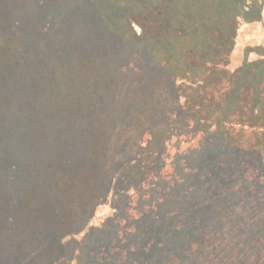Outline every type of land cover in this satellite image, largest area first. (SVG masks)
<instances>
[{
  "label": "trees",
  "instance_id": "1",
  "mask_svg": "<svg viewBox=\"0 0 264 264\" xmlns=\"http://www.w3.org/2000/svg\"><path fill=\"white\" fill-rule=\"evenodd\" d=\"M26 1L0 0V264H264V0H94L124 42L99 71L53 54L64 25ZM70 58L53 118L47 69Z\"/></svg>",
  "mask_w": 264,
  "mask_h": 264
},
{
  "label": "rangeland",
  "instance_id": "2",
  "mask_svg": "<svg viewBox=\"0 0 264 264\" xmlns=\"http://www.w3.org/2000/svg\"><path fill=\"white\" fill-rule=\"evenodd\" d=\"M151 1L155 2L156 0H151ZM24 6H26L31 11H37V12L40 11V7L32 0L26 1L24 3ZM48 8L52 10V12L50 13L51 14L50 19L56 21L55 24L62 23L66 29V34H64V36L62 37L63 42L68 40L64 46L61 45L63 42H61L60 44L57 41V43L54 45V49L52 52L53 54L69 55L71 53V55L73 56H79L81 54V56H84L86 59L85 65L90 63L89 70L96 69L97 71H99L98 70L99 66L109 62H114L120 56L124 55V50L117 49V46L121 48V45H124L123 40L119 38L117 39L116 37L113 36V34H111L113 27L109 25L105 19V17L108 14L107 11L108 10L110 11L112 9L111 6L106 4L104 5V3L103 4L95 3L94 0H51ZM114 22L111 23L114 24ZM79 24H84V26L81 29H79L78 27ZM67 25L69 26L68 28ZM259 26H260L259 23L248 24V25L244 23L242 25V29L244 32L246 33L250 32L251 34L256 36L257 34L259 35V28H260ZM151 29L153 33L156 32V28H154V25L151 26ZM43 37L46 40V37L45 36ZM69 37L72 42L74 40H77L79 42L78 49L71 51V44L69 42ZM148 44L150 47H153L155 44L157 53H160L158 55L160 57L163 55L162 52L164 50V46L162 45L163 43H161V40H159V42H155L149 39ZM155 56L157 57V55ZM160 57H157V61L159 62V64L162 65V61H161L162 58ZM71 62H72L71 58L67 59L65 62L62 61L60 63H57L55 60L52 66L48 67L47 69V78L52 83V90H50V88L47 87L46 92L47 95H51V103L49 104V106L51 111L50 116L53 118H57V117L64 118V117H69L71 115L72 110L70 109V107L72 105V100L76 95L70 92L69 96H67L68 93L67 84L69 83L67 81L77 69V62H73V63ZM178 78L176 80L172 79V81H176V82L178 81L179 83ZM161 79L162 78L160 75L159 76L160 85L162 83ZM176 82L175 84H177ZM70 89L71 91L74 90L73 88ZM163 102H166L170 106L172 105L171 101H169L168 99L167 100L164 99ZM177 115L179 116V113ZM136 119H130V120H136ZM170 119L171 117L164 116L158 122L159 124L154 128V133H166L168 121ZM177 122L178 120L171 122L169 125L174 126L177 124ZM120 126L115 129H112L111 132L137 133L130 131V128H128V124H126V122L122 125L120 124ZM137 127H138L137 125L133 126L135 130H137ZM147 130L153 132L152 128H147L146 131ZM75 134L76 133H54L53 142L47 148L49 150L50 149L56 150L58 147L63 145V143L66 142V140L69 141V138L70 137L72 138ZM33 135L34 137L39 136L38 133H34ZM37 141L40 148L47 149L40 144L38 137H37ZM161 146H162V142H161ZM109 212H111V209H109L108 207L103 208L99 212V215H102L100 217H103ZM96 224H99V221H97Z\"/></svg>",
  "mask_w": 264,
  "mask_h": 264
}]
</instances>
